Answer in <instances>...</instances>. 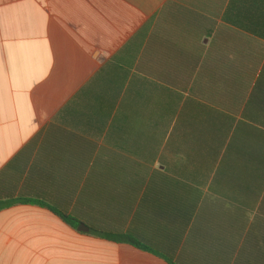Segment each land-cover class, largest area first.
<instances>
[{"label": "crops", "instance_id": "obj_1", "mask_svg": "<svg viewBox=\"0 0 264 264\" xmlns=\"http://www.w3.org/2000/svg\"><path fill=\"white\" fill-rule=\"evenodd\" d=\"M261 34L264 0H0V264H169L92 230L209 264L175 237L183 179L163 164L203 162L219 116L244 121Z\"/></svg>", "mask_w": 264, "mask_h": 264}, {"label": "trees", "instance_id": "obj_2", "mask_svg": "<svg viewBox=\"0 0 264 264\" xmlns=\"http://www.w3.org/2000/svg\"><path fill=\"white\" fill-rule=\"evenodd\" d=\"M260 36L264 38L263 34ZM243 118L231 132L235 119L219 116V130L211 132L207 146L196 148L202 151L203 162L163 164L183 179L173 185L177 194L170 197L171 216L178 232L175 237L180 241L186 234L187 243L182 252L199 254L204 250L210 254L209 264H264V219L256 215L250 222L249 215V210L254 209L264 195V129L252 125L259 123L264 127V94L258 99L251 96ZM158 149L151 146L128 150L132 155L153 161ZM206 189L209 193L204 194ZM13 203H3L2 207ZM53 211L73 228L79 226L78 220ZM92 232L110 241L131 244L169 264L196 262L185 257L168 258L130 235ZM202 261L199 257V264Z\"/></svg>", "mask_w": 264, "mask_h": 264}, {"label": "water", "instance_id": "obj_3", "mask_svg": "<svg viewBox=\"0 0 264 264\" xmlns=\"http://www.w3.org/2000/svg\"><path fill=\"white\" fill-rule=\"evenodd\" d=\"M78 229L80 231H89V229L86 226H84V225H80Z\"/></svg>", "mask_w": 264, "mask_h": 264}]
</instances>
